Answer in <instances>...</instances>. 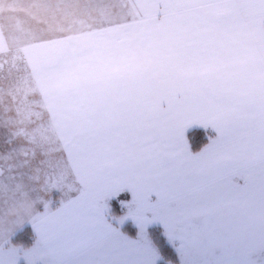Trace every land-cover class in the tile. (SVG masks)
I'll return each instance as SVG.
<instances>
[{"label":"rangeland","instance_id":"rangeland-1","mask_svg":"<svg viewBox=\"0 0 264 264\" xmlns=\"http://www.w3.org/2000/svg\"><path fill=\"white\" fill-rule=\"evenodd\" d=\"M142 5L0 1L1 223L31 212L40 232L75 206L84 234L110 226L62 264H264V101L239 106L264 59ZM14 244L18 264H54Z\"/></svg>","mask_w":264,"mask_h":264},{"label":"crops","instance_id":"crops-1","mask_svg":"<svg viewBox=\"0 0 264 264\" xmlns=\"http://www.w3.org/2000/svg\"><path fill=\"white\" fill-rule=\"evenodd\" d=\"M137 2L145 4L142 7L157 8L156 4L159 3L161 8L169 11L179 10L178 13H174L176 17L183 15L186 18L190 16L197 20L193 26L197 27L199 32H205L206 35L211 36L210 38L214 41L236 42L240 48L237 57H253L252 59L255 61L264 59V0H137ZM263 67L257 72L260 76L255 75L254 67H247L248 73L245 78L251 82V85L244 86L242 89L252 90L254 88L255 91L252 90L253 96L256 94L257 98L255 96L251 101H244L239 106L251 105V114L257 113L254 106L261 105L258 101L261 99L264 101ZM200 178L201 176L191 177L187 181L186 187L197 185ZM158 187L156 185L152 188ZM173 187H175L173 193L179 191L176 184ZM8 211L9 206L6 209V212ZM79 212L75 206L73 209L72 207L65 208L56 219L58 224L51 225L47 221L43 230L37 232L32 224L26 222L32 218L31 212L18 214L17 220L8 216L7 222L1 223L5 217L3 203L0 202V264L12 258L16 259L17 264L22 262H20V253L23 254V252H17L13 239L26 225L31 226L34 240L30 244V251L24 253L25 256L38 251L41 253V259L47 258L54 264H62L57 261L56 254L57 257L60 254L68 256L74 251L89 250L95 244L94 238H96L97 233H103L105 230L111 234L110 226L104 222L103 224L99 222L96 226L95 221L93 222L94 226H92L93 235L84 234L87 227L85 222L76 216Z\"/></svg>","mask_w":264,"mask_h":264},{"label":"trees","instance_id":"trees-1","mask_svg":"<svg viewBox=\"0 0 264 264\" xmlns=\"http://www.w3.org/2000/svg\"><path fill=\"white\" fill-rule=\"evenodd\" d=\"M206 131L204 129H200V128H195V129H192L190 132H189V136L191 137L190 141H192L193 139L196 140V146L192 145L191 144V149L194 150V151H198L203 145L207 144V139H205V136L202 138V135L205 134ZM193 138V139H192ZM126 198L125 195H121L120 196V199H124ZM115 209H118L119 208V204L115 203V202H112ZM124 230L126 232H128L129 234H132L134 235L135 234V230L133 227H131L130 225H127L124 227ZM34 240V234L30 228V226H25L22 230H20L16 236L14 237L13 241L14 242H24L25 244H31ZM159 245H163V251L166 252L167 254L169 255H172V256H175V253L172 252V250L167 247L164 242L161 241L159 242Z\"/></svg>","mask_w":264,"mask_h":264},{"label":"bare ground","instance_id":"bare-ground-1","mask_svg":"<svg viewBox=\"0 0 264 264\" xmlns=\"http://www.w3.org/2000/svg\"><path fill=\"white\" fill-rule=\"evenodd\" d=\"M92 177V176H91ZM127 224V223H126Z\"/></svg>","mask_w":264,"mask_h":264}]
</instances>
